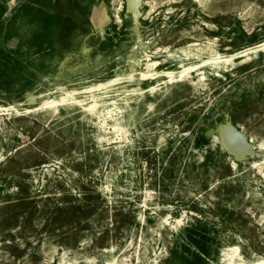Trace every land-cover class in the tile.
Listing matches in <instances>:
<instances>
[{
	"label": "rangeland",
	"instance_id": "obj_1",
	"mask_svg": "<svg viewBox=\"0 0 264 264\" xmlns=\"http://www.w3.org/2000/svg\"><path fill=\"white\" fill-rule=\"evenodd\" d=\"M263 43L264 0H0V264L264 263Z\"/></svg>",
	"mask_w": 264,
	"mask_h": 264
},
{
	"label": "bare ground",
	"instance_id": "obj_2",
	"mask_svg": "<svg viewBox=\"0 0 264 264\" xmlns=\"http://www.w3.org/2000/svg\"><path fill=\"white\" fill-rule=\"evenodd\" d=\"M98 19V15L93 12L91 14L90 20L95 23ZM251 49V48H250ZM261 49H264V43L262 44ZM98 86H101L99 84ZM65 99V96L60 99V101H63ZM56 100L47 101L48 104H55ZM216 134L218 135V140L221 144V148L223 151H225L230 157H236L245 159L246 153L244 149V144L242 143L241 139L238 138V136L235 134V132H227L221 129L218 125L216 127ZM254 164L257 163L254 161ZM228 253H224L223 257H227ZM224 261L227 262V264H245L243 261H240L235 256H229V258H225ZM258 264H264L263 262H260Z\"/></svg>",
	"mask_w": 264,
	"mask_h": 264
}]
</instances>
